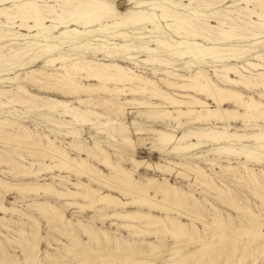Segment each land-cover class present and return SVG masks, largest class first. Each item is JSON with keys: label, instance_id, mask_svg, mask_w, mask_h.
<instances>
[{"label": "bare ground", "instance_id": "6f19581e", "mask_svg": "<svg viewBox=\"0 0 264 264\" xmlns=\"http://www.w3.org/2000/svg\"><path fill=\"white\" fill-rule=\"evenodd\" d=\"M52 1L56 0H0V63H2L0 67L9 64L24 67L29 62L34 61V56H38L39 58L44 54H49L50 58L45 60L46 65L51 66L59 63V68L63 69L64 72L50 73L46 70H32L21 81L27 79L33 83H40L42 89H57L61 94L73 98L91 95L99 91L115 95L116 97L113 98L104 97L101 101L80 98L78 102L92 103L95 108L106 109V111L116 118L127 117L129 113L128 109L131 108L129 105H132V107L146 109L143 114L150 118V120L165 115L171 120H177L178 125H182L181 119L185 117L187 123L190 124H209L210 122H214V124L220 123L222 126L213 124L209 126V124V127L204 128V126L195 127L196 125H194V127L182 130L181 133H176V131L167 128L157 129L152 126H138L135 133L146 135L145 137L139 136L140 141H137L133 137L131 130L124 128L119 137L112 136L114 141L118 142L121 139L120 141L129 148V152L120 151L118 155L121 159L118 160H114L108 149L100 142L94 141V144H87L84 136L81 135V131H79L78 135L80 139L78 141L71 140L66 146L56 145L52 138L45 135L47 144H43L40 148L54 160L55 164L51 166L50 164L43 163V165L45 168L57 166L73 171L78 176V181L66 180L74 189L67 186L63 191H59L49 183L47 185L26 184L23 186L22 184L5 181L2 177H0V188L22 191L34 190L36 192L43 189L47 193H57L61 196L72 197V199L82 198L86 203L74 201L70 202V204H79L82 209L86 207L93 208L96 205H101L100 209H112V215L108 216L122 219L123 223L118 225L127 228V230H132L137 236L155 235L159 231H163L164 233H171L174 239L187 238L203 242L199 228L193 222L194 218H198L204 222L205 226L210 224L207 218L200 213L201 200L195 194L189 193L172 183L168 177H163L164 180H161L154 176H143L141 174L137 176L142 167L153 169L157 173L160 171L172 174L175 170L177 175H187L185 171L176 169L179 167L193 172L196 178L194 182L202 184L206 190L217 193H223L227 190L228 195L226 194V197L229 196V202L236 209L250 213L252 216L248 222L250 224L242 225V234L247 235L248 240L243 243L241 254L235 264H244L247 256H253L255 263L258 255L255 252V248L251 247V245L256 244L258 250L259 247H263L264 249V219H259L249 206H241L234 197V195L237 197V194H234L235 191L229 186L223 189L216 182L215 175L213 176L207 172L199 163L188 161L184 158L191 156L194 159L204 158L203 162L212 166L220 165L222 171H233L232 175L236 178H238L237 167L234 168L231 164H220L218 158L208 157L210 153L207 152V149L204 150L203 148L208 144H212V154L236 155L238 157H246V159L248 157H255L257 160L264 159V128L257 133H239L231 129L232 123L241 121L247 126L248 124L246 123L249 121H255L256 123L260 119L264 120V64L259 62V60L264 59V54L246 44L238 46L239 44L234 43V40L237 39L250 40L249 38H245L248 35L246 33H250L257 38L264 37V0H243L246 6L240 7V9L247 11V17L249 18V20H245L246 27L241 26L242 28H239L244 31L243 33L236 32V26L227 22L228 20L233 21V18L228 14L235 12V10H229L228 8L235 5V2L222 10L218 6H215L217 3L215 4L214 0H189L188 4H183L180 2L181 0H178L176 3L173 0H62L64 2L61 4L51 3ZM195 2L198 6H202L204 10L200 9V7L195 8L191 6ZM252 2H254V8H250L249 6ZM178 9L183 11H179ZM183 14L191 15L190 18L192 17L195 21L199 22L200 27L195 26L196 24H194L195 21L193 19L194 22L186 20ZM253 17H256V19ZM211 18L216 19V25L210 22ZM103 20L107 21V23L104 24ZM18 21L20 22L17 23ZM47 21H50V23ZM110 21L111 23H109ZM95 23H98L99 26L92 29ZM148 24L153 29L149 28ZM107 26L115 28L113 32L105 31L106 33H110L108 34L110 35L108 38L91 37L96 32L106 29ZM15 27H19V30H13ZM121 28H128V30L131 28L130 32L134 36ZM211 28L215 29V34L206 35V32ZM154 30H160L162 35H154ZM245 31L247 32L245 33ZM170 33L179 35V38L175 39ZM243 34L246 36L244 37ZM128 37L132 38V43L128 41ZM109 38H120L123 41L117 46L123 53H131L133 51L150 53V55L141 58L140 61L146 65L158 64L159 66H165L167 69H164L163 73L166 75L160 77L159 80L167 88L178 90L179 92H169L159 81L146 77L129 67H125L117 60L99 62L93 59H86L85 56L81 59L76 58L77 60L74 57H70L71 61H68L66 55L58 52L64 47H67L69 51L77 50L81 53H92L91 50H104L111 48L109 44H112L114 41L110 42ZM136 39H140V41H136ZM68 42L70 43L69 45H64ZM255 44L264 45V39L257 40L252 45ZM162 54L184 60L183 64L188 68L189 74L178 72L176 65L179 63H176L172 58L161 56ZM138 55L132 54L128 58H140ZM248 55H251L252 59H246V65L230 62L231 60H235V62L239 61ZM106 56L110 57L111 55L108 54ZM209 59L215 63V66H219L214 68V74L221 79L222 85L205 69V64L210 62L208 61ZM191 67H196V69L190 70ZM260 69L263 71H259ZM4 70L1 69L0 73ZM232 73L235 74L234 77L231 75ZM38 75H42L47 82L41 80ZM81 79L97 81L98 84L83 82ZM244 90H259L257 92L259 98L255 97L251 92L248 93ZM4 94H8L10 98L7 103L0 101V107L20 102L23 105L32 104L31 108L38 110L57 108L59 115L72 116L81 126L95 124L102 128L110 124H118L114 120L100 122L96 119H110L111 117L108 114L91 109L89 110L90 114L87 115L76 106H71L67 101L57 97L29 94L26 87L22 85L8 90L0 87V96H4ZM25 94H27V97L24 96ZM123 95H144L149 99L140 100L136 97L122 98ZM198 95H202L204 98ZM151 98H160L165 102L154 103L150 100ZM171 107L173 110H171ZM175 112L177 115H175ZM14 126L22 127L19 123L9 119H0V141L11 142V138H17L16 140L19 141L13 144L17 147L23 146L24 142L29 138L34 142L41 143L43 136L41 137L38 134L36 138L33 132L27 128H23V131L17 134V132L9 130ZM246 141L254 142L256 144H254L255 147L251 148L252 146L246 144ZM140 145H146L152 151L159 150L162 154H174L181 161L173 160L170 157H164V160L140 158L138 156V147ZM69 146L79 154L77 156L71 155L68 150ZM3 151L5 157H1L0 162L4 161L9 164L20 165L22 174L35 176L43 169L32 170L30 166L18 162L11 152ZM16 155L25 159L20 153H16ZM91 158L106 165L110 169V173H104L96 164L91 162ZM126 160L131 162L132 168L124 165V161ZM242 164L248 174V183L257 188L264 189V177H260L254 169L249 168L246 161ZM262 173L264 175V170ZM54 177L59 178L58 176ZM81 177H86L88 182L83 181ZM59 179L65 180L64 178ZM92 183L100 184V186L106 187L109 191H104L103 187H94L91 185ZM113 192L123 194L126 197L121 198ZM230 195L233 196L230 197ZM205 201L211 205L209 212L213 220L211 223H214V225L218 224V227L223 228V223L233 220V216L230 213L227 214V218H224L222 211L210 200L205 199ZM36 205V207L45 211L49 210V207L52 208L55 217L65 227H68L67 231L71 239L81 242L75 230L77 227L74 228V223L70 219H67V217L65 218V214L59 212V209L55 205L48 203L46 206L41 202H37ZM130 208L134 209L131 210ZM0 209L4 210V212H19L17 208L7 207L3 203L0 204ZM175 213L179 216H174L173 214ZM185 216L192 221L190 223L183 221L182 217ZM5 219L7 220L8 218L6 216L0 217V221L4 222ZM231 222L233 223V221ZM78 224L80 229L85 234L91 236V238L98 235L94 234L98 233L95 228L84 223L82 220H78ZM238 230L235 229V231ZM101 233L107 239H110L111 236L107 230H102ZM220 236L222 238L228 237L227 234ZM126 242L129 247L126 246L130 250L132 248V254L138 252L135 249L136 246H132L136 242L129 240H126ZM75 243L74 245H76ZM140 244L149 246L151 248L150 252L153 253L162 247L154 241L144 239L140 241ZM205 246V249L211 248L213 247V243H205ZM196 248L194 251L181 255L179 259H174V256H171L173 259L170 257L172 260H165V264H186L185 262L190 255H194L202 247ZM70 249L73 250L74 248ZM174 249L177 250V248ZM30 250L35 251L32 248ZM118 250H126V248L120 246L116 251L119 252ZM174 253H177V251ZM50 256L51 254L46 252V257ZM100 256L102 255L100 254ZM37 259L38 257H36ZM115 262H117L116 257L111 255L103 258L100 264H113Z\"/></svg>", "mask_w": 264, "mask_h": 264}, {"label": "rangeland", "instance_id": "374dc122", "mask_svg": "<svg viewBox=\"0 0 264 264\" xmlns=\"http://www.w3.org/2000/svg\"><path fill=\"white\" fill-rule=\"evenodd\" d=\"M173 1L175 3L178 2V0H173ZM63 2L64 1L62 0H56V1H52L51 3L61 4ZM180 2H182L183 4H188L189 0H181ZM214 2L215 4L217 3L215 6H218L219 9H222V10L229 5H232L233 2L236 3L231 8H228L229 10H235V12H231L228 14L233 18V21L228 20L227 22L234 24L236 26L235 27L237 28L236 32L243 33L244 31L240 30L239 28L246 27L245 20H249V18L247 17V11H244V10L242 11V9H240V7L246 6L243 0H214ZM162 4H165V3H162ZM165 5H169V4H165ZM191 6H194L195 8L200 7L198 6L196 2L192 3ZM249 6L250 8H254V2L250 3ZM200 9L204 10L202 6L200 7ZM178 10L183 11L180 9ZM183 16L189 22H192L193 20L195 21L194 18L192 17L190 18L191 15L189 16V15L183 14ZM253 18L256 19V17H253ZM210 20L212 24L214 25L217 24V21L215 18H211ZM19 22L20 21H18L17 23ZM47 22L50 23V21H47ZM102 22L104 24L107 23V21L105 20H103ZM195 22H194V24H196L195 26L200 27L199 22L197 21ZM109 23H111V21ZM231 24H228V25H231ZM148 25H149V28L153 29V27L150 24ZM97 26H99L98 23H95V25L92 26V29H95V27ZM107 28H109V26H107L106 29H103L104 32L98 31L95 34H93L91 37L92 38H108L110 36L108 34L110 33H106L105 31L113 32L115 28H109L108 30ZM121 29L128 31L129 33L132 34V32H130L131 28L129 30L128 28H121ZM211 29H209L206 32V35L215 34V29L213 28ZM13 30H19V27H15L13 28ZM246 32L247 31H245V33ZM153 34L162 35V32L160 30L159 31L154 30ZM170 34L175 39L179 38V35L172 34V33ZM246 34H248L247 37H245L246 35L243 34L244 37L249 38L250 40L244 39L245 40L244 41L242 39L240 40L237 39V40H234V43L239 44L238 46L246 44L247 46L255 48L256 50H259V52L264 54V45H261V44L252 45L255 41L264 39V37L257 38L256 36H252L250 33H246ZM132 36H134V34H132ZM128 39H129L128 41L130 42L132 38L128 37ZM110 40H111L110 42L114 40L112 44H109L111 48H107V49L100 50V51L91 50L92 53H81V52H78L77 50L69 51L67 47L62 48L58 52L63 55H66L68 61H71V59H69L70 57H74L75 60H77L76 58L81 59V58H84L85 56H86L85 57L86 59H93L99 62H111V60H117L121 64H123L125 67H129L135 70L136 72L145 75L146 77L159 81V83L169 92L171 93L179 92L178 90L167 88L159 80L160 77L166 75L163 73V70L167 69L165 68V66H159L158 64L146 65L142 61H140L141 58L146 57V55H150V53L134 52V51L131 53H128V52L123 53L117 47L119 46L120 42H123V41L120 38L110 39ZM136 41H140V39H136ZM200 41H202V39H200ZM69 44L70 43L68 42L64 45H69ZM95 51H97L98 53ZM108 54H110L111 56L110 57L106 56ZM132 54L134 55L139 54L138 56H140V58L129 59L128 58L129 55H132ZM161 56L172 58L170 55H166V54H162ZM49 58H50L49 54H44L40 56L39 58L38 56H34V61L29 62L24 67H18L16 64H9L6 66H1L0 70L1 69H5V70L2 73H0L1 74L0 80H2L0 82V87L2 89L8 90V89H15L19 85H22L26 87L29 94H34L36 96H44V97L46 96L57 97L61 100L67 101L68 103L71 104V106H76L80 111L84 112L87 115L90 114L89 110L91 109L99 111L103 114H108L111 117L110 119L108 118L107 119L106 118H102V119L96 118V119L100 122H108L109 120H114V121H117L118 124H110L109 126L102 127V128L98 127L95 124H86L84 126H81L74 120L72 116L59 115L58 114L59 111L57 108H52V110L51 109L50 110L49 109L38 110L35 108H31L32 104L23 105L20 102L18 103L14 102L13 104L12 103L7 104V106L5 107H0V119H4V118L9 119L11 121L19 123V125L22 126L21 128L14 126L13 128H10L9 130L17 132L18 134L19 132L23 131V128H27L33 132L36 138L38 137V134L41 137L43 136V138H42L41 143L34 142L31 138H29L24 142L23 146L21 147H17L13 145L15 142L19 141V140H16L17 138H14V139L11 138L10 139L11 142L0 141V150H1L0 159L5 157V153L3 150H6L8 152H11V154H13V156L18 162L25 164L27 166H30L32 170H37V169H42V168L44 169L45 166L43 165V163L50 164L51 166L55 164L54 160L51 157H49V155L46 152H43L42 149L40 148L43 146V144H47V139L45 135H48L50 138H52L55 141L56 145L66 146L67 143L71 140L78 141L80 139L78 136L80 133L79 131H81V135L84 136L85 140L87 141V144H94V141L100 142L105 148L108 149V151L112 155V158L114 160H118V159H121L120 156L118 155L120 154V151L124 150L125 152H129V148L120 141L121 139L118 142L114 141L112 139V136L115 135L116 137H119L124 128H126L127 130H131L133 137L137 141H140L138 137L139 136L145 137L146 135H140V134L135 133L136 132L135 130L138 126H143V127L152 126L153 128H157V129L167 128L169 130L176 131V133H181L182 130H185L190 127H194V125H196L195 127L204 126V128L212 126L211 124L216 125V126H222V124L220 123L214 124V122H210L209 123L210 125L208 123H203V124L199 123L200 126L199 124H190V123H187V120L185 117L181 119L182 125H183L182 126V125L177 124L178 123L177 120H174V119L171 120L170 118H167L165 115L158 116L157 119L156 118L151 119L152 120L151 121L150 118H148L146 115L143 114V112L146 109L142 107H132V105H129V107L131 108L128 109L129 113L127 114L128 115L127 117L116 118L114 117V115L106 111V109L95 108V106L92 105V103L88 104L87 102H83V103L78 102V99L80 98H89V99H93V101H97V100L101 101L104 97L113 98V97H116L115 95H110L109 93L99 91V92H94L91 95H82V96H76L75 98H73V97H69L67 95L61 94V92L57 91V89H47V88L42 89V85L40 83H33V82L28 81L27 79L24 81H21L22 78L27 77V75L30 74L32 70H38V69L44 70V71L46 70L50 73L51 72L52 73L64 72L63 69L59 68V63H55L56 65H51V66L46 65L45 60H48ZM172 59L175 60L176 63H179L178 65H176L178 72L183 73V74H189L188 68L183 64L184 60L178 59V58H172ZM246 59H252L251 55L250 56L248 55L245 58H241L239 61L235 62V60H231L230 62L233 64L237 63L241 65H244V64L246 65V62H247ZM208 61L210 62L205 64V69L208 71V73L212 77H214V79L217 82L221 84L220 82L221 79L216 77L214 74V68H217L219 66H215V63L211 62V59H209ZM259 62L264 64V59L259 60ZM193 69H196V67L190 68V70H193ZM259 71H263V70L260 69ZM231 75L233 77L235 76L234 73H232ZM38 77L41 80L46 81L42 75H38ZM81 81L98 84L97 81H93V80L86 81L84 79H81ZM110 86L113 87L112 84H110ZM244 91L248 93L251 92V94L259 98L257 94L259 90H256V91L255 90H252V91L244 90ZM8 96H9L8 94H4V96H0V101L7 103V101L10 98ZM24 96L27 97V94H25ZM198 96L204 98V96L202 95H198ZM126 97L128 98L136 97L140 100L148 98L144 95H135V96L134 95H128V96L123 95L122 96V98H126ZM150 100L154 103H164L165 102L163 99H160V98H151ZM210 103H212V101H210ZM212 105L214 104L212 103ZM171 110H173L172 107H171ZM175 115H177L176 112H175ZM240 122L232 123L233 126H231L232 127L231 129L234 131H238L239 133H243V132L257 133L260 130H262V128H264V120L262 119H260L256 123L255 121H249L246 123L248 124L247 126L244 125V122H241V123ZM245 143L248 144L249 146H252L251 148H254L256 145L252 141H246ZM205 147L203 149L204 150L207 149V152L210 153L208 157L218 158L220 161V164H223V165L231 164L234 168L237 167L236 169L238 170V174H237L238 178L232 175L233 171H230V170H229L230 172L222 171V169L220 168V165L212 166L210 164H207L206 162H203L204 158L194 159L193 156H191V157L184 158V159L199 163L201 166H203L207 170V172L211 173L213 176L215 175L214 177H216V182L221 187H223V189H226V186H229L230 188L233 189V191H235L234 194H237V197L236 195H234V197L236 198V200L241 206L243 207L249 206L252 212L255 213V215H257L259 219L261 220L264 219V189L257 188L253 186L252 184L248 183V174L244 170L243 164H242L243 162L246 161L249 168L251 167V169H254L260 177L261 176L264 177L262 173L264 170V159L257 160V158L255 157H248L246 159V157H241V156L238 157L236 155H228V154L219 155L217 153L212 154L211 153L212 144H208ZM138 148H139L138 156L140 158H149L150 160H153V159L154 160H160V159L164 160V157L165 158L170 157L173 160L181 161V159H178L179 157L175 156L174 154H170V155L165 154V153L162 154L159 150L152 151L150 148H147L146 145H143V146L140 145ZM68 150L70 154L73 156H77L79 154L76 150L72 149L71 147L68 148ZM16 153H20L22 156H24L25 159L20 158L18 155H16ZM90 160L92 163L96 164L101 170H103L104 173H107V174L110 173V169L106 165L100 163L99 161H96V159L94 158H91ZM17 165L18 164L16 165L12 163L9 164L4 161L0 162V177H2L5 181L22 184L23 186H25L26 184L47 185L49 183V184H52L55 188H57L59 191H63L64 188L67 186L74 189V187L70 183H68L66 179H70L72 181H78L79 179L78 176L73 171H70V170H67L61 167H57V166H54V168L52 167V168H45L44 170L42 169L40 173L34 176V175L22 174L21 166L20 165L17 166ZM124 165L128 168H132V164L129 160L124 161ZM176 169L185 171L187 175H183L184 177L182 175H177V172L175 170L174 172H172V174H168V173L166 174L160 171H158L157 173V171L153 169H147L146 167H142L137 173V176H139V174L143 176H154V177L160 178L161 180L163 179V177H168L172 183L178 185L180 188L184 189L185 191L189 193L195 194L197 198H199V200H201L202 202L201 203L202 206L199 207L200 213L204 217L207 218L210 224H212V225L209 224L208 226H205L204 222L201 219L194 218L193 222H195L196 225L198 226L199 231L201 233V238H203L202 239L203 242L197 241V240H190L187 238L186 239H174L171 236V233L169 232L164 233L163 231H159V233L155 235L152 234V235H146V236H137L132 230H127V228L120 227L118 225L120 223H123L122 219L120 220L116 217L108 216V215H112L113 213L112 209H108V208L100 209L101 205L100 206L96 205L93 208L86 207L82 209V207L79 204H78L79 206L77 204L75 205L70 204V202H74V201H77L80 203H86L82 198L72 199V197L61 196L57 193H50V192L47 193L43 189L42 191L40 190L36 192L34 190H29V191L23 190L22 191L18 189H8L7 190V189L0 188V204L3 203L7 207H14L19 210V212L18 211L17 212H12V211L4 212V210L0 209V217L6 216V218H8L7 220L5 219L4 222L0 221V264H78V263L80 264V262H82V264H95V262L96 264H98L99 262L100 264L103 258L109 257L111 255H114L117 261L113 264H136V263L137 264H165V260L167 261V259H171L172 258L171 256H174L173 257L174 259H179L181 255L185 253H189L190 251L196 250L197 249L196 247H202V248L194 255H190L188 260L185 262L186 264H235L237 258L241 254L243 243L248 240L247 235L242 234V225L244 226L246 224L247 225L250 224L248 222L251 220L252 216L248 212H243V211L236 209L232 205V203L229 202L230 201L228 198L229 196L226 197L228 195L227 190L226 192H223L225 195L221 192L220 194L217 192H213L211 190H206L202 184H198L194 182L196 178L193 172H190L185 169H181L179 167ZM54 176H58L59 178H64L65 180L55 178ZM81 179L83 181L88 182V179L86 177H81ZM192 183H194V185H192ZM91 185L94 187H101V188L103 187L104 191H109V189H107L104 186H100V184L92 183ZM113 193L120 196L121 198L126 197L123 194H120L117 192H113ZM231 196L233 195H230V197ZM205 199L210 200L219 210H221L224 218H227V214L230 213L233 216V220H231L233 221V223L231 221H227L226 223L222 224L223 228L218 227V224L214 225V223H211L213 221L212 216L209 215L211 205L209 204V202L205 201ZM37 202H41L45 204L46 206L48 205V203H50L52 205H55L57 209H59L58 210L59 212H63L65 214V218L67 217V219H70L74 223L73 227L74 228L77 227L75 230H76V233H78V236L81 242H76L71 239L67 231L68 227H65V225H63V223L55 217L54 210L52 208L49 207V210L47 211L39 209V207H36ZM192 208L191 210L193 211L194 208L193 209ZM130 209L133 210L134 208H130ZM173 215L179 216L177 213ZM78 220H82L84 223L89 224L91 225V227L95 228L98 231V233H94V234H98L99 236L96 235L97 238L94 236L91 238V236H89L88 234H85L80 229ZM182 220L187 223H190L192 221L190 220V218L186 216L182 217ZM232 226L233 227L236 226V227L233 228ZM235 229L236 230L239 229V230L235 231ZM102 230H107L109 232L111 236L110 239H107V237H105L101 233ZM219 234L220 235L227 234L228 237L222 238ZM142 239L147 240V241H154L160 244L162 247L161 249L156 250L157 252L156 251H154V253L150 252L151 248L149 246H147L146 244H140V241H142ZM126 240L136 242L132 246L134 247L136 246L135 249L138 250V252L132 254L131 253L132 248L131 250L128 248L129 245L126 242ZM74 243L77 246L74 245ZM124 243L125 245H123ZM205 243L206 244L213 243V247L205 249L206 247ZM120 246L126 248V250H121V251L118 250L119 252H117L116 250L120 248ZM256 246H257L256 244L251 245V247L255 248V252L258 255L255 259V263H254L253 256H247V260H245L244 264H264V249L263 247H259V250H258V246L257 247ZM235 247H236V251H235ZM31 248L35 250L34 251L35 253L33 252V250H30ZM70 248L72 249L74 248V249L71 250ZM174 248H177V250ZM237 249H238V252H237ZM176 251L177 253H174ZM46 252L50 253L51 256L47 258ZM99 253L102 256H100ZM36 257H38L37 260H36Z\"/></svg>", "mask_w": 264, "mask_h": 264}]
</instances>
